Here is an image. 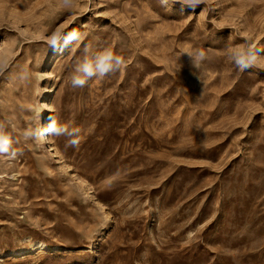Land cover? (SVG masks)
I'll return each mask as SVG.
<instances>
[{
  "label": "rangeland",
  "instance_id": "1",
  "mask_svg": "<svg viewBox=\"0 0 264 264\" xmlns=\"http://www.w3.org/2000/svg\"><path fill=\"white\" fill-rule=\"evenodd\" d=\"M60 27L82 42L51 48ZM248 36L264 47V0H0V120L19 140L0 157V264H264V71L226 56ZM85 45L125 68L71 88ZM50 116L78 146L23 138Z\"/></svg>",
  "mask_w": 264,
  "mask_h": 264
},
{
  "label": "clouds",
  "instance_id": "2",
  "mask_svg": "<svg viewBox=\"0 0 264 264\" xmlns=\"http://www.w3.org/2000/svg\"><path fill=\"white\" fill-rule=\"evenodd\" d=\"M68 6L71 0H64ZM160 5H169L171 3H180L183 7L196 9L204 3V0H159ZM82 35L76 30L65 32L63 27L57 28L47 37V43L51 48H63L69 45L75 46L82 42ZM184 55L190 60L192 67L198 70L206 60V52L202 49L188 48L177 53V60ZM227 59L235 65L240 71L254 68L264 71V47L258 46V41L248 36L244 43L235 46H229L226 49ZM126 66L125 59L116 54L110 47H105L100 51L93 52L91 45H85L82 58L77 59L69 79V85L73 89L84 87L89 80H104L105 78L117 74ZM9 68V59L0 57V75H3ZM182 64L180 63V69ZM21 84L30 82L31 72L27 68H21L14 77ZM51 123L47 128H42L39 122L35 126L29 127L22 132L25 140H34L39 142L47 133L48 138L67 137V145L76 147L80 143V129L70 128L61 124L53 117H49ZM9 127H14L13 118L5 117L0 120V157L14 159L18 155L15 147L19 140L8 131Z\"/></svg>",
  "mask_w": 264,
  "mask_h": 264
},
{
  "label": "bare ground",
  "instance_id": "3",
  "mask_svg": "<svg viewBox=\"0 0 264 264\" xmlns=\"http://www.w3.org/2000/svg\"><path fill=\"white\" fill-rule=\"evenodd\" d=\"M49 138L47 137V134L44 135V138H42V141H47Z\"/></svg>",
  "mask_w": 264,
  "mask_h": 264
}]
</instances>
